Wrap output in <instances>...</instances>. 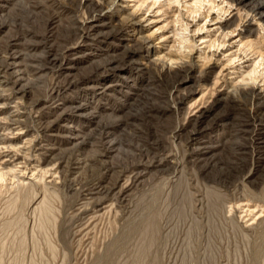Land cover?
Returning <instances> with one entry per match:
<instances>
[{"label": "rangeland", "instance_id": "374dc122", "mask_svg": "<svg viewBox=\"0 0 264 264\" xmlns=\"http://www.w3.org/2000/svg\"><path fill=\"white\" fill-rule=\"evenodd\" d=\"M3 1L0 69L15 38L25 64L51 46L99 52L78 62L73 73L83 76L132 49L143 71L125 60L124 95L100 99L86 89L100 73L58 92L65 83L59 67L35 83L34 71L22 68L33 87L11 109L24 114L25 128L9 133L23 159L0 181V264H264V0ZM96 22L109 24L104 31L122 26L121 36L91 48L80 36ZM13 76L0 80L11 87ZM57 94L71 100L67 105L91 104L98 122L91 136L93 127L83 128L85 149L65 152L41 179L36 150L49 144L45 107ZM119 123L109 139L126 154L103 167L104 128ZM204 126L199 145L193 133ZM202 146L215 148L203 155ZM164 160L169 166L150 170L126 200H111L98 215L84 210L87 189L123 171L121 183H128L126 177ZM43 202L53 210L42 223Z\"/></svg>", "mask_w": 264, "mask_h": 264}, {"label": "bare ground", "instance_id": "6f19581e", "mask_svg": "<svg viewBox=\"0 0 264 264\" xmlns=\"http://www.w3.org/2000/svg\"><path fill=\"white\" fill-rule=\"evenodd\" d=\"M6 1H9V0H4L3 3ZM2 6L5 7V4H3ZM123 22H127V21L122 20V25H124ZM108 26H109V24H107V23L96 22L92 26L88 27V30L86 31V33L84 35L82 34L80 37L83 38V40H85V42L89 46H91V48H93L92 46H95V48H96L97 45H99L104 40L109 39L110 37L116 39L117 37L121 36L122 26L117 27V28L113 26L111 28V30L104 31L103 29H106ZM17 41L18 40L15 38L12 39V43L10 46H11L13 51L9 57V61L5 64V68L0 69V77L1 78L7 76L8 74H12V75H14L13 77H15L14 83L11 84L12 85L11 87L8 86L7 84H4V83H3L4 84L3 85L1 80H0V110H1V113L4 115V117L2 119H0V155L2 153L8 152V154L5 155L2 159V161L0 162V181L5 180V177L9 174L15 175V164L19 160L23 159L22 155L20 154L21 153L20 150L17 153H13V151H12L13 144L11 143V138L9 136V133L13 134L14 130L20 129V131H21V129L23 130L25 128V120L23 119L24 114L22 115L20 112H16V111L11 110L13 108V105L17 104V100L24 99L25 95L31 93V90L33 87L32 86L33 84H29L30 80L28 82L25 81L26 79L24 77V71L26 69H24V70L22 69L24 66H26V67H28L34 71L33 74H34V76H36V79L34 77H32L33 80L32 79L31 80L33 82L35 80L42 82L41 81L42 77H44V74L47 71L59 67V70L62 71L61 75H64L65 83L63 86L59 87L58 92L61 91L62 89L67 91V90H70V88L77 87L79 84L82 83V81L85 82L86 81L85 79H87L88 77L91 78L95 73H100L99 76H101L102 79H99L98 81L92 82L94 84H92L91 86H87V88H86L87 90L90 91V93L92 92L95 95L94 97H97L100 99L103 97L105 98V97L115 96L117 93L124 95V93L122 91V87H124V86L126 87L130 83L129 77L127 76L126 71H125V70H127V68H124L123 62L125 60L127 61V59L129 60V58H131L132 62H134L136 65H138V66H136L137 70L143 71V68L139 65V64H143V63H139L138 61L133 60L134 53L136 54V52H134L132 49H129L127 51L124 59H114V58L109 59V57H106V62H104L102 64V66L98 67L94 71H91L87 75H83V76H79V75L77 76V75H74V73H73L75 70H78V67H77L78 62H80L83 59H90L92 57L98 56V55H100L99 52H97V53L96 52H87V53L82 54L80 52H74L75 50H71L69 46H65L64 48L58 49V50L52 49V46H51L45 52L42 51L40 53V55H36V56L33 55L34 58L32 59V63H30V64L26 63L25 64L20 60L23 57L22 55L24 53L22 54L20 51H18V47H19L20 43ZM32 44H34V43H32ZM37 44L39 45V43H37ZM38 45H35V46H38ZM19 50H21V49H19ZM7 51L9 52V50H6V52ZM25 56H26V54H25ZM3 57H4V55H3ZM1 60H2V58H1ZM1 60H0V63L2 62L4 64L3 60L2 61ZM5 61H7V60H5ZM65 61H69L70 65L65 66L64 65ZM171 65H172L171 63L167 64L166 62H164V67H167V69L169 71H171ZM112 76H114L115 79L109 80L105 83L102 81L103 79L109 78ZM39 79H41V80H39ZM23 81H25L26 83H24ZM188 87L190 89L187 92H190V93L193 92V86L190 85ZM6 91H11V92H10V94L8 93L9 94L8 95V94H6ZM53 99L54 100L52 101L51 104H49L47 106L45 105L46 106L45 107V118H46L45 120H46V122H45V128H44L43 134L46 137H48L49 144L41 145L36 150V152H37L36 155L38 157H40V160L43 161L42 167L39 166L40 169L37 170L41 174V179L47 173L51 172L50 168H55V166L58 164L61 165V163L63 162V159H64L65 152L69 151V153L72 154L73 152L81 151V150L85 149V147L90 142L87 140L88 135L85 136L84 134H82L83 128L85 129V127H88V128L93 127L98 122V120H97L98 116L96 115V113H97L96 108L92 107L91 104H89L87 102H78V103L73 102V103H70V105H67V102H70L71 100L68 101L67 98L63 97L60 94H57L55 96V98H53ZM43 106H42V108H43ZM23 110H24V108H23ZM201 116H202V114H201ZM50 117H52V118H50ZM119 125H122V123H119L117 125H109V127L104 128V130H105L104 137L105 138H104V141H102L103 142L102 144H106V145H102V147H101L102 150L100 152H98V157L102 161L103 167H104V165L110 164L109 158H112L114 156H119V158H120V155L122 156V154H123L121 143H119V141H117L116 139H113V138L109 139L113 135L112 131L114 129H116L117 126H119ZM95 128L96 127L92 128L91 132H89V136H91L90 134H92V132H94ZM88 131H90V130H88ZM95 131H96V129H95ZM25 132H27V131H25ZM204 132L205 133L207 132L205 126H204V128L201 127L200 130L193 133V135L196 136V138L194 140L199 145L205 144L203 141L200 140V137H199V135H201ZM263 134L264 133L260 134L261 135L260 138L264 137ZM97 136H99V134ZM105 139L107 141H105ZM261 142L263 143L264 141H261ZM43 143H45V142H43ZM209 144H210V142H209ZM211 144H212V142H211ZM65 145H68L70 147L64 148L63 146H65ZM214 148H215L214 146H202V147H199L198 150L203 155H208L214 150ZM78 154H80V153L78 152ZM125 154H123V155H125ZM200 158H201V156H200ZM209 159L211 160V158H209ZM111 162H113V161H111ZM169 163L170 162L164 160L163 162L159 163L158 165L150 164V165L144 166L143 170H141V169L138 170L135 173V175H133L132 177L130 176V177L125 178V179L128 178L127 182L129 183V185H128V183H126V180H124L125 181L124 184L121 183V181L123 180L121 178L122 175L124 177V175L126 173H128V172L125 173V171H123L124 174H122V175L117 176V174H115L117 177L115 176L116 178H115V180L112 179L113 180L112 182L111 181H109V182L103 181V182H100V184H97L96 186L93 185L94 187L87 189L83 195L84 196L83 201L85 203L84 204L85 208L83 207L84 210H88V208L91 207L92 209L95 210V212L97 214L99 212H102L106 208L108 209L109 207L103 206V205L108 204L113 199L117 202H121V201L126 200L127 197L131 194L130 192H132V190H133L132 188H134V186L137 187V185H139L141 183L143 184L144 178L146 177V174L150 172V170H152L154 168L161 169L162 167L168 165ZM78 164L79 165L78 166L76 165V167L74 168L75 170H78L79 168H81L82 161L80 160ZM204 164H205V162H204ZM117 168H118V166H117ZM136 169H137V167H136ZM114 170H115V168H114ZM122 170H123V168H122ZM126 170H127V168H126ZM133 171H132V173H133ZM261 171H264V167L261 168ZM78 172H80V171H78ZM114 172H116V171H114ZM118 173H119V171H118ZM115 201H113V202H115ZM109 204H112V202H110ZM87 205L89 207H86ZM82 206H81V208H82ZM51 208L52 207H50L48 202H43L42 206L39 209H37V211L41 210L42 213L44 214V216H43L44 220L42 221V223L45 222V220H49L51 218V217L49 218V215L52 214V210H53ZM81 208L79 210H81ZM111 208L112 207H110V209ZM104 212L107 213V211H104ZM94 214L92 213L91 216H93ZM100 214H102V213H100ZM104 215H105V213H104ZM101 216H103V215H100V217ZM85 217H86V214H85ZM89 217H90V215H88V218ZM94 218H92V219H94ZM85 221H86V219H85ZM87 224L88 223H86V226H87ZM80 229H82V228H80Z\"/></svg>", "mask_w": 264, "mask_h": 264}]
</instances>
